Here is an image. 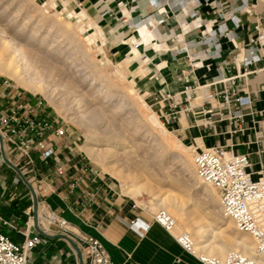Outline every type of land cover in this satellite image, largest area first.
Instances as JSON below:
<instances>
[{"label":"crops","instance_id":"obj_1","mask_svg":"<svg viewBox=\"0 0 264 264\" xmlns=\"http://www.w3.org/2000/svg\"><path fill=\"white\" fill-rule=\"evenodd\" d=\"M179 1L53 0V5L83 29L85 38L99 36L90 45L99 47L108 61L130 58L136 67H145L144 74L128 75L158 116L169 113L172 103L179 104V118L167 126L181 141L198 151L218 145L248 155L249 172L255 179L263 178L264 139L259 136L264 135V50L250 48L257 31L264 29V0H187L182 6ZM133 40L142 42L136 54ZM254 56L260 60L247 65ZM231 77L244 89L242 96L252 101L243 111L244 131L235 135L219 120L217 103L209 106L203 101L205 90L221 89L219 81ZM26 104L39 105L0 80V113ZM210 109L211 124L205 125L203 111ZM66 138L67 133L46 164L37 152L29 164L9 147L4 154L0 151V232L19 245L26 230L41 233L46 243L29 253L33 264H88L72 242L86 236L103 244L113 264H201L174 234L125 195L115 179L95 175L85 159L72 157ZM32 190L38 211L56 212L67 222L65 231L40 218L36 225ZM136 219L149 228L130 225Z\"/></svg>","mask_w":264,"mask_h":264},{"label":"rangeland","instance_id":"obj_2","mask_svg":"<svg viewBox=\"0 0 264 264\" xmlns=\"http://www.w3.org/2000/svg\"><path fill=\"white\" fill-rule=\"evenodd\" d=\"M1 31H6L7 37L4 38L10 36L15 41L18 40L17 42L21 45L23 44L22 46L33 58L31 64H33L34 69H38L37 72L50 86L53 95L47 98L39 92L27 91L7 76L0 75V80L8 82L17 87L19 91L33 97L35 101L41 104L43 111L53 115L60 125L65 127L66 143L70 147L69 152L72 157L78 156L85 159L90 167L115 179L122 192V181L113 173H118L124 179L126 178L129 185L131 179H135L137 184H144L152 188V193L161 196L160 198L167 197L164 195L173 191L183 203L187 200L188 203H184V209L187 212L190 210L189 198L183 197L185 191H190L195 200L199 199L201 194H197L193 190L192 183L195 179L183 176L181 173L182 166L180 163L171 161L170 156L173 152L182 153L181 150L183 149L180 146H186L191 148L188 151V159L193 161L195 148L181 141L171 131V128L164 125V128L169 132L167 133L168 138L176 141L180 146L171 150L163 149L159 145L157 141L160 142L163 138L167 139V135L165 138L161 133L159 135L152 133V125L147 122V117L156 116L158 118V115L134 87V83L128 74H134L136 70L127 60L120 63L108 61L99 47L89 45L85 35L82 34L83 29H79L71 17L61 9H57L53 5V0H0V36L3 35ZM29 38L32 42L29 41ZM29 43L32 48L28 47ZM75 44H77V48L74 47ZM143 67H140L141 70L145 68ZM117 69L121 75H119L120 73L117 74ZM84 77H87V81L83 83ZM104 77L111 78L115 85L106 87L102 95L100 94V97L96 98L98 95L96 92L101 88V85L94 87L92 82L96 78L103 80ZM133 100L138 105H134ZM119 107L121 108L120 111L115 112V108ZM98 113L100 116L103 115L102 118ZM157 120L162 123L161 119L158 118ZM112 124H116L117 127ZM68 133L70 137H68ZM118 134H123V138L120 140L124 145L131 146L129 142L135 143L134 146L132 144L134 152L138 159L147 165V169L154 174L155 181L150 183L146 171L135 167L132 162H125L124 160L116 162L106 159L107 161L102 163L98 161V157L96 159L95 155L88 151V147H94L101 151L108 148L101 143L95 145L89 143L88 138L90 136L96 135L101 140H105L115 135L118 136ZM171 181H176L181 186L178 185V187L173 188L170 186ZM211 189L219 201L217 191L212 187ZM152 193L144 191L138 198L139 203L136 199L135 201L136 205L146 213L156 216L165 211L156 208L157 200ZM195 193L196 195H194ZM188 215L190 216V214ZM219 216L224 217L222 213ZM171 233L178 237L182 233L188 234L190 232L188 229H173ZM198 253L203 255L201 252Z\"/></svg>","mask_w":264,"mask_h":264},{"label":"built area","instance_id":"obj_3","mask_svg":"<svg viewBox=\"0 0 264 264\" xmlns=\"http://www.w3.org/2000/svg\"><path fill=\"white\" fill-rule=\"evenodd\" d=\"M187 0H180L179 5H185ZM127 8V5H124ZM142 42L133 40L132 49L138 51ZM252 51L264 50V29L257 31V36L252 40ZM257 56L252 57L247 65L259 61ZM221 74V70H219ZM221 89L204 91V104L212 106L217 103L219 120L226 121L229 125V133L232 135L244 131V109L250 108L252 101L247 96H242L244 89L237 85L234 77L219 81ZM197 89H187L188 93H195ZM186 94L187 99L190 95ZM161 100L163 96L159 95ZM160 100V101H161ZM179 104L172 103L170 112L158 116L164 126L176 121L180 116ZM188 111L191 106L188 105ZM207 116L205 125L211 124L212 110L203 111ZM66 137V130L58 120L41 109V104L16 106L0 113V151L4 154L9 147L29 164L34 163L32 153L37 152L43 163H48L56 155L57 145ZM259 138L264 139V135ZM0 163L2 161L0 160ZM193 164L198 179L207 186L215 189L219 196L222 215L231 220L236 230L242 234H248L254 241L255 258H249L239 252H231L221 260L197 253L194 250L192 240L186 233L176 237L181 247L199 257L201 264H260L259 259L264 257V177L255 179L249 172L250 161L248 155L228 152L225 147L213 146L196 150L193 155ZM99 176L100 172L96 171ZM37 218L45 221L50 227H58L65 231L67 222L56 212L41 209ZM155 223L161 225L171 233L173 220L165 213L160 212L153 216ZM130 225H140L145 229L149 224L136 219ZM24 242L19 245L0 232V264H33L29 259V253L39 245L46 243L41 233L30 234L24 232ZM88 264H113L103 244L96 238L86 236L73 240Z\"/></svg>","mask_w":264,"mask_h":264},{"label":"bare ground","instance_id":"obj_4","mask_svg":"<svg viewBox=\"0 0 264 264\" xmlns=\"http://www.w3.org/2000/svg\"><path fill=\"white\" fill-rule=\"evenodd\" d=\"M44 4L46 5V2H44ZM52 28H55V27H52ZM58 31L60 30L58 29ZM1 33L3 35L1 34L2 36H0V38H2L0 39V75L7 76L13 81L19 83L22 87H24L27 90H30L32 92H39L43 94L44 96H46L47 98L51 97L53 95L52 89L47 84V82L41 77L39 72H37L38 69H34L33 64H31V61L33 58H31V55H29V53L25 50L24 46H22L23 44L21 45L19 42H17L18 40L15 41L14 39L10 38V36L8 38H4V37H7L6 31H1ZM98 34L102 36L101 33L98 32ZM97 37L99 36H97V34H94L86 38L88 40L87 42L89 43V45L94 43V40ZM29 41H31V39ZM130 42L132 43V41ZM28 47L32 48V45L29 43ZM74 47L77 48V44H75ZM79 48L78 50H80ZM132 51L135 54L138 52L133 49ZM126 60L128 61V63H130L135 68L136 70L135 72L142 73V74L145 73L144 69L141 70L140 67H136L135 64H132L130 58ZM116 72L117 74L120 73L119 75H121V72L118 69L116 70ZM103 76H106V74H103ZM104 78L105 79L103 80H99V78L98 79L96 78L92 82V86L96 87L98 85H101V88H102V89L99 88L97 90L96 94L98 95L96 96V98H99L100 94L102 95L106 87L115 85V83L111 80V78H107V77H104ZM86 81H87V77H84L83 83ZM133 104L138 105V103H136L134 100H133ZM142 105L144 104L142 103ZM120 109H121L120 107L115 108V112L120 111ZM99 114L100 113H98V115ZM102 116L100 117L102 118ZM157 119L158 118H156V116H150V117H147V120H148L147 122H149L152 125L151 126L152 133H154L155 135H159L160 133L162 134V136L164 135L163 137L167 135L166 136L167 139H164L162 137L163 138L161 139L162 141L161 140L160 142L159 140L157 141L159 145L163 149H171V150H174V147H179L180 144L176 143V141L174 142L171 138H168L167 133L169 132L164 128L163 124L160 123ZM112 125H114V127H117L116 124H112ZM109 134H112V133H109ZM122 138H123V134H118V136L115 135L114 137L106 138L105 140H101L98 136L92 135L88 138L89 143H91L92 145H95L96 143H101L102 145L108 146V148L105 149L104 151L97 150L94 147H88L87 149L88 151H90L91 154L95 155L96 159L98 157V161L102 163H104L106 159L107 160L109 159L110 161L111 160L116 161V162H119L121 160H124L125 162H132L135 167L144 169L146 171V174H147V177L150 183H152L151 181H155L154 174H152L147 169L148 168L147 165L141 160H139L138 156L134 152L132 144L134 146L135 143L129 142L131 146L127 144L124 145L120 140ZM153 146L155 147V145ZM180 147H182L183 149L181 150L182 153L173 152L170 156L171 161L175 163H180V165L182 166L181 173L183 176L189 177V179L190 178L195 179L194 183H192L193 190L194 192H197V194L198 193L201 194V197L195 200L193 199L194 196H192L190 191H187V190L185 191V194L183 195V197H186L185 199L189 198V202H190L189 204L190 210L188 212L184 209V205H185L184 203H188L187 200L186 202L184 201L183 203V201H181L180 198L177 197V195L174 194L173 191L168 192L166 195H164L167 197L163 196L164 198H160L161 196L156 195L155 193H152V188L147 187L144 184H141V185L137 184L135 182V179H131V184L129 185L127 184L126 178L124 179V177L120 176L118 173H113L115 177H117L120 181H122L123 193L125 195L133 197L134 199H136L138 203H139L138 198L142 195L144 191L147 193H152V195H154L155 199L157 200L156 205L154 204L156 208L164 210L165 213L174 222V225L171 228V232L173 231V229H177V230L188 229V231L190 232L188 234L192 240L194 250L197 253L201 252L203 253L204 256L215 257L221 260L225 259L228 256V254L231 252H239L246 257L255 258L256 254H255V245H254L253 239L248 234L239 233L236 230V228H234L235 225H233L231 220L219 216L222 213L221 209L218 208L220 206V202L217 200L216 195L214 191L211 189V187L204 185L198 179L193 161H191L190 158L188 159L189 157L188 151L191 148L186 147V146H180ZM120 150H122V153H120ZM178 185L180 184L176 181L175 182L171 181L170 183V186L173 188H175L176 186L178 187ZM194 195H196V193ZM218 199H219V196H218ZM182 200L184 199L182 198ZM188 214H190V216ZM40 222H42L41 219H40ZM183 234L184 233L180 234L179 236ZM258 262L260 264H264V257L259 259Z\"/></svg>","mask_w":264,"mask_h":264},{"label":"water","instance_id":"obj_5","mask_svg":"<svg viewBox=\"0 0 264 264\" xmlns=\"http://www.w3.org/2000/svg\"><path fill=\"white\" fill-rule=\"evenodd\" d=\"M10 164V163H9ZM11 165V164H10ZM13 168H14V166L13 165H11ZM19 172V171H18ZM32 192H33V211H34V220H35V223H36V225H38V223H37V213H38V203H37V198H36V195H35V193H34V191L32 190ZM37 229V228H36ZM38 230V229H37ZM39 231V230H38ZM72 243V242H71ZM73 244V243H72ZM75 246V245H74Z\"/></svg>","mask_w":264,"mask_h":264}]
</instances>
